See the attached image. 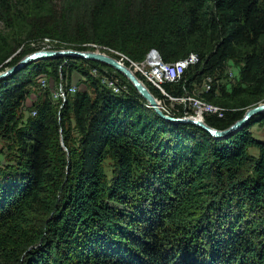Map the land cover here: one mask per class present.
<instances>
[{
	"label": "trees",
	"instance_id": "obj_1",
	"mask_svg": "<svg viewBox=\"0 0 264 264\" xmlns=\"http://www.w3.org/2000/svg\"><path fill=\"white\" fill-rule=\"evenodd\" d=\"M0 23L10 31L0 30V72L40 50L6 63L38 38L134 61L153 49L166 62L194 53L199 62L164 87L183 96L211 77L203 97L229 111L206 115L208 126L225 130L264 102V0H0ZM233 61L237 83L218 84ZM93 68L127 91L104 88ZM59 71L68 79L78 71L93 94L78 92L59 109L46 92L36 116H24L36 79ZM262 123L264 114L216 139L162 120L104 64L59 58L20 70L0 82V140L11 152L0 165V264H264V141L251 131Z\"/></svg>",
	"mask_w": 264,
	"mask_h": 264
},
{
	"label": "built area",
	"instance_id": "obj_2",
	"mask_svg": "<svg viewBox=\"0 0 264 264\" xmlns=\"http://www.w3.org/2000/svg\"><path fill=\"white\" fill-rule=\"evenodd\" d=\"M117 54L120 59L116 60L125 64L141 79L160 92L162 98H157V100L161 110L166 115L174 118L199 119L205 122L206 115H218L219 117H223L225 113L229 111L226 108L209 103L203 97V94L209 93L212 90L211 77L206 78L203 84L200 87H196L191 94L187 92L183 96H174L165 89L164 85L166 83L179 82L183 78L185 72L191 66L199 62L198 55L192 53L185 59L166 62L158 52L152 53L144 61H134L122 53ZM91 76L99 80L104 88L110 90L114 94H122L127 91V86L120 83V78L114 73H109L107 70L101 71L98 68H93L91 70ZM231 76H235V80L237 81L239 71L234 70ZM38 82L42 89H48L50 82L47 74L39 76ZM50 91L51 100L53 102L56 101V103H61L62 109L67 98L77 93L78 87L76 84L68 83L61 78V81ZM181 107L184 111L183 114H181ZM25 111L24 109V112ZM31 112V116H36V110Z\"/></svg>",
	"mask_w": 264,
	"mask_h": 264
},
{
	"label": "water",
	"instance_id": "obj_3",
	"mask_svg": "<svg viewBox=\"0 0 264 264\" xmlns=\"http://www.w3.org/2000/svg\"><path fill=\"white\" fill-rule=\"evenodd\" d=\"M59 58H74V59H84L88 61L98 62L104 64L116 72L122 74L137 90L139 95L148 103V107L152 109L156 115H158L162 120L167 122H172L176 124H188L194 125L205 132L211 134L216 139H224L229 138L241 131L245 127H247L252 119L256 116L264 114V103L249 109L244 117L238 120L235 124L230 126L225 130H219L208 126L205 122L200 121L199 119H189V118H174L166 115L160 108L157 98L152 94L151 90L145 83L140 80L133 73L131 69H129L124 64L120 63L118 60L112 58L103 53H98L96 51H78L74 49H64V50H40L33 52L26 57H24L18 64L11 68H7L4 71L0 72V82L11 78L20 70L27 68L28 66L42 60H53ZM62 145L63 141H62Z\"/></svg>",
	"mask_w": 264,
	"mask_h": 264
},
{
	"label": "rangeland",
	"instance_id": "obj_4",
	"mask_svg": "<svg viewBox=\"0 0 264 264\" xmlns=\"http://www.w3.org/2000/svg\"><path fill=\"white\" fill-rule=\"evenodd\" d=\"M0 30L4 31L6 34H9V32H10L9 29H7V27H6V25L4 23H0ZM261 44L264 45V37L261 40ZM68 46H69L68 44L63 43L61 40H59V39L52 40V38H44V39L43 38H41V39L38 38V39H36L35 41H32V42L26 41L24 44H22L19 48L16 49V52L13 54V56L10 59H8L6 61V63L9 62L16 55L21 53L22 50H26L28 48L37 47L40 50H64ZM87 46H92L93 49H94L93 51H96L98 53L100 52V53L106 54L108 56H111L114 59H118V60L120 59V57L118 56L117 53H121V52L118 51V50H115V49H112V48H109V47H105V46H97L95 44H93V45L88 44ZM40 50H38V51H40ZM241 51L245 52L244 49H241ZM154 52L160 53L157 49H153L141 61L146 60V58L149 55H151L152 53H154ZM122 54H124V53H122ZM160 55H161V53H160ZM129 59H131V58H129ZM77 66L82 67L84 70H88L86 66H82L80 63H77ZM234 70L240 72V65L238 66V63L236 64L233 61V65H231L229 63L226 66V70H225L226 71V78L221 79V81H219L218 84H221V85H227L228 84L229 86L235 85L237 83V81L235 80V76H233V77L231 76V73ZM134 74L137 75L136 73H134ZM47 75H48V80H49V82L51 84V85L49 84L48 89L44 90V89L41 88V85L38 82V78L36 79L35 84L30 88L31 92L28 95L26 101L23 103V107H22V114H24V116H31V113H32L31 111L33 110L34 104H36L39 101L40 98L42 99L45 96L46 92H49V95H50V92H51L50 90H52V88L54 86H56L61 81V78H62L63 81H66L68 83L76 84L77 87H78L77 93L78 92H82V91H86V90L88 92H90L91 94H93V92H94L93 88L89 87V84L84 80L83 76L78 71H74L70 79H68L66 75L64 77L63 76L64 74H62L61 71H59V77L58 78L56 76L52 75V73H47ZM74 76L76 78H78L77 82H75L73 80ZM137 77L140 78L138 75H137ZM120 80H121V78H120ZM140 80H142L145 83V85L148 86V83H146L143 79L140 78ZM211 80H212V78H211ZM120 83L125 85L122 80L120 81ZM75 95H73V96H75ZM73 96H71V97H73ZM55 103H56V101H55ZM262 103H264V102H262ZM262 103H260V104H262ZM59 104H60L59 105V109H61V105L62 104L61 103H59ZM260 104H258V105H260ZM253 107H256V106L248 107L247 111L249 109L253 108ZM24 109L26 110L25 112H24ZM251 131H252V134L254 135V137L264 141V123L256 124L255 126H253L251 128ZM10 153L11 152L9 151V148H8V142H6L5 140H0V165H6L7 164L8 156L10 155ZM249 153L252 156L258 157L259 150L257 148H250L249 149ZM105 170H106L107 176L109 177V180H111L112 176H113V170H114L113 161L112 160H107L105 162Z\"/></svg>",
	"mask_w": 264,
	"mask_h": 264
},
{
	"label": "crops",
	"instance_id": "obj_5",
	"mask_svg": "<svg viewBox=\"0 0 264 264\" xmlns=\"http://www.w3.org/2000/svg\"><path fill=\"white\" fill-rule=\"evenodd\" d=\"M73 80H74L75 82H77V81H78V78H76V77L74 76V77H73ZM73 80H72V81H73ZM74 81H73V82H74Z\"/></svg>",
	"mask_w": 264,
	"mask_h": 264
}]
</instances>
